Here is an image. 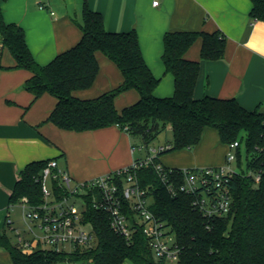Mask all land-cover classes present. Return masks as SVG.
Returning a JSON list of instances; mask_svg holds the SVG:
<instances>
[{"label":"trees","instance_id":"16d2710c","mask_svg":"<svg viewBox=\"0 0 264 264\" xmlns=\"http://www.w3.org/2000/svg\"><path fill=\"white\" fill-rule=\"evenodd\" d=\"M6 1L0 0V38L15 61L12 69L30 73L24 89L33 95L34 102L45 94L55 98L56 106L47 123L74 133L116 126L144 143L170 128L174 145L168 152L193 150L208 129L216 131L227 148L235 141L245 143L246 169L239 148L237 161L241 173L228 183L231 212L225 216H206L194 207L195 196L172 191L171 185L177 188L184 182V175L182 169L170 172L165 167V174L161 175L155 165L161 164L159 158L163 154L134 175L140 188L148 192L153 215L175 236L180 248L177 264H264V109L258 106L249 111L235 98L195 97L201 61L223 59L225 35L219 31L167 33L162 60L166 71L174 77L175 92L172 97L159 98L155 90L160 80L145 62L136 31L109 32L101 14L85 2L79 25L81 40L42 66L34 59L23 28L5 21L2 3ZM250 1L251 21L264 22V0ZM198 40H202L201 61L189 60L186 55ZM99 54L119 70L122 82L95 98L82 99L77 94L92 89L98 79ZM129 91L139 94L138 102L118 110L117 98ZM51 161L33 162L20 172L10 197V209L24 199L33 206L43 202L39 180ZM256 176L260 177L259 182ZM53 188L57 198L67 195L58 181H54ZM90 200L87 198L85 218L96 236L93 248L70 255L52 250L25 254L4 233H0V248L9 252L13 264H169L154 257L140 225L134 227L133 238L127 241L112 230L109 214L90 207ZM129 215L134 219L132 212Z\"/></svg>","mask_w":264,"mask_h":264},{"label":"crops","instance_id":"0c3cea01","mask_svg":"<svg viewBox=\"0 0 264 264\" xmlns=\"http://www.w3.org/2000/svg\"><path fill=\"white\" fill-rule=\"evenodd\" d=\"M85 2L101 14L109 32L136 31L145 62L160 80L157 97H172L175 92L174 77L162 60L165 35L219 31L227 38L222 60L201 61L202 40L186 55L189 60L201 61L195 97L235 98L249 111L258 106L264 109V22L251 21L250 0H7L2 11L7 23L23 28L34 59L46 66L81 40L79 25ZM98 60V79L92 89L77 94L82 99L95 98L122 82L119 70L107 58L99 54ZM14 66L0 38L1 234L7 232V220L13 221L17 207L10 209V197L20 172L29 164L57 160L60 166L65 160L60 168L74 181L86 182L144 160L136 159L134 139L119 127L74 133L47 123L56 106L55 98L45 94L34 102L33 95L24 89L30 73L12 69ZM138 100L139 94L129 91L117 98L116 107L122 110ZM226 153L227 146L208 129L193 150L174 151L165 156V164L159 159L169 169H201L224 165ZM0 264H13L4 248H0Z\"/></svg>","mask_w":264,"mask_h":264},{"label":"built area","instance_id":"2783aa9c","mask_svg":"<svg viewBox=\"0 0 264 264\" xmlns=\"http://www.w3.org/2000/svg\"><path fill=\"white\" fill-rule=\"evenodd\" d=\"M158 4V1L153 3L154 6ZM171 148V145L154 148L150 150L148 158L86 182L75 183L70 174L60 168L58 161H51L39 180L42 185L43 202L33 206L24 199L19 205L23 209V218L27 226L25 233L15 228L10 218L7 220L8 229L16 236V244L25 254H32L38 250H52L70 255L93 248L96 236L92 224L85 218L89 207L87 198H90V207L109 214L111 228L117 235L131 241L134 227L140 225L154 257L169 264H177L180 248L175 236L153 215L148 192L140 188L134 175L138 169L153 164L161 154ZM239 148H241L239 141L230 144L225 164L220 167L182 169L184 182L177 188L172 184L171 190L195 196L194 207L206 216L228 215L231 212L228 183L235 174H238L232 168V164L238 160ZM155 167L161 175L165 174L162 164H156ZM169 171L173 172L172 169ZM255 180L259 182L260 177L256 176ZM54 181L60 183L67 195L57 198L53 188ZM77 201H80V204H77ZM129 212L134 214V219Z\"/></svg>","mask_w":264,"mask_h":264},{"label":"rangeland","instance_id":"374dc122","mask_svg":"<svg viewBox=\"0 0 264 264\" xmlns=\"http://www.w3.org/2000/svg\"><path fill=\"white\" fill-rule=\"evenodd\" d=\"M214 133H217V132L214 131ZM217 138H218V134H217ZM133 144L136 147V152H137L136 153V159H140V158L146 159L149 156L150 150H153L154 148H158L161 145H165V144H169V145L173 146L174 145V139H173L172 131L169 129V130H166L165 132L161 133L159 136H157V138H155L154 140H152L149 143H144L139 139H134ZM241 151H242L243 168L246 169V161H245L246 160L245 159L246 146H245V143H243L241 145ZM173 152L170 151V152H167V153L160 156L163 163H164V160L167 163V160H166L167 158H165V156L166 155L170 156L171 153H173ZM64 165H65V160H61L60 161V167L63 168ZM232 168L235 170L236 173H241V169L239 167L238 161H235L232 164ZM75 183H76V181H75ZM73 184H74V182H73ZM77 204H80V201H77ZM13 221H14L13 226L16 227L21 233L24 234L27 226L24 222L22 207L17 206V208L13 211ZM6 235L8 236V238L12 242H16V236L10 229H7ZM126 264H131V263L128 262Z\"/></svg>","mask_w":264,"mask_h":264}]
</instances>
